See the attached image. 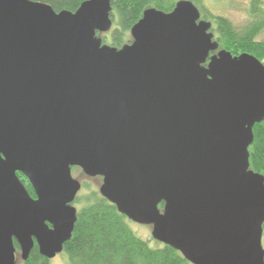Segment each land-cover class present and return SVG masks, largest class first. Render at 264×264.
I'll use <instances>...</instances> for the list:
<instances>
[{"label":"water","instance_id":"water-1","mask_svg":"<svg viewBox=\"0 0 264 264\" xmlns=\"http://www.w3.org/2000/svg\"><path fill=\"white\" fill-rule=\"evenodd\" d=\"M111 10L0 0V264H16L13 239L23 261L34 243L47 259L63 250L72 167L190 263L264 264V175L248 151L264 64L219 49L191 0L146 8L119 48L96 34Z\"/></svg>","mask_w":264,"mask_h":264},{"label":"trees","instance_id":"trees-1","mask_svg":"<svg viewBox=\"0 0 264 264\" xmlns=\"http://www.w3.org/2000/svg\"><path fill=\"white\" fill-rule=\"evenodd\" d=\"M50 4L59 11H75L84 0H37ZM177 0H111L110 17L112 26L108 44L117 48L131 41L130 29L141 18L148 7L164 12L171 11ZM199 8L201 18L211 21V30L219 43V49L233 55L249 53L264 64V0H247V20L235 24L227 16L214 14L203 6V0H191ZM106 32L97 31V36L106 43ZM207 63V62H206ZM254 139L249 146L250 168L264 175V120L253 126ZM79 168V167H77ZM80 169V168H79ZM29 194L33 188L25 175L17 172ZM102 179L101 177L97 176ZM82 195L75 201L82 204L71 237L64 242L63 250L71 264H192L169 245L152 248L138 237L127 222V217L116 206L102 197L98 190L86 185ZM163 202L158 208L163 209ZM264 233V224H263ZM16 253L19 245L13 239ZM50 259L42 256L34 243L29 257L23 264H49Z\"/></svg>","mask_w":264,"mask_h":264},{"label":"rangeland","instance_id":"rangeland-1","mask_svg":"<svg viewBox=\"0 0 264 264\" xmlns=\"http://www.w3.org/2000/svg\"><path fill=\"white\" fill-rule=\"evenodd\" d=\"M203 6L210 10L214 14H221L227 16L235 24L242 25L247 20V0H203ZM106 43L110 40V32H106ZM72 176L81 183V188L79 189L77 195H82L85 191L86 185L89 189L98 190L102 183V179L96 177L86 176L81 169L77 167H72ZM77 197V196H76ZM76 199V198H75ZM73 206L79 210L82 206L81 203L77 201L72 202ZM127 222L133 232L146 241L148 245L152 248H159L163 245L162 242L154 238L152 234V225L150 224H140L134 222L127 218ZM262 245L264 248V233L262 237ZM16 264H23V260L20 257V253H16ZM49 264H71L68 255L64 251H60L55 254L53 258L50 259Z\"/></svg>","mask_w":264,"mask_h":264},{"label":"flooded vegetation","instance_id":"flooded-vegetation-1","mask_svg":"<svg viewBox=\"0 0 264 264\" xmlns=\"http://www.w3.org/2000/svg\"><path fill=\"white\" fill-rule=\"evenodd\" d=\"M35 197V196H34Z\"/></svg>","mask_w":264,"mask_h":264}]
</instances>
